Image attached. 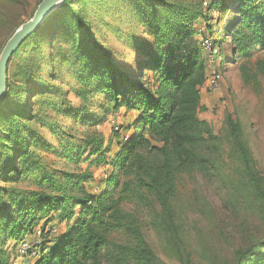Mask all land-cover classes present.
Segmentation results:
<instances>
[{
	"label": "trees",
	"instance_id": "16d2710c",
	"mask_svg": "<svg viewBox=\"0 0 264 264\" xmlns=\"http://www.w3.org/2000/svg\"><path fill=\"white\" fill-rule=\"evenodd\" d=\"M78 1L65 0L23 42L8 65L7 89L0 103V181L6 185H0V264H15L5 249L9 241L19 247L37 230L42 232L41 243L30 264H158L142 222L130 207L158 209L160 219L154 225L161 222L160 227L173 232L182 243L174 209L178 185L185 176L212 172L213 153H218L210 123L198 116L203 110L201 90L208 79L209 54L204 43L212 40L219 49L220 69L236 63L245 86L260 91L264 59L254 64L252 58L264 52V0H204L194 9L166 0H127L152 39L128 42L130 51L139 52L130 72L112 65V50L95 37L82 10L73 7ZM215 15L218 18L213 24ZM62 17L71 22L62 24ZM53 18L58 19L53 31L64 25L70 30L64 34L65 43L79 60L77 79L83 87L77 95L84 105L78 109L65 99L59 105L61 94L53 92L54 86L35 83L36 64L17 62L11 73L22 53L28 54L33 42L40 44L47 22ZM50 41L51 45L57 43L56 33L50 35ZM228 47L229 55L222 56ZM48 65L54 66V60ZM97 98H106L113 114L121 109L134 113L133 122L119 127L116 143L94 130L80 144H61L64 152L60 153L75 164L95 157L94 164L108 169L104 180L97 184L90 171L63 172L59 177L44 170L42 185L49 192L11 188L35 179L36 169L42 167L36 155L39 147L53 150L38 132V123L47 124L43 127L51 135H64L66 118L85 124L88 130L96 129L105 123L106 114L90 120L87 103ZM50 109H55L56 119L46 118ZM226 122L237 159L264 200V178L241 124L231 116ZM127 135L129 139L124 141ZM205 147L210 149L209 155ZM51 214H58L57 221L66 225L61 236L52 233L51 225L47 227L54 220ZM45 219L47 225L39 228ZM261 255L259 261L264 260V253Z\"/></svg>",
	"mask_w": 264,
	"mask_h": 264
},
{
	"label": "rangeland",
	"instance_id": "374dc122",
	"mask_svg": "<svg viewBox=\"0 0 264 264\" xmlns=\"http://www.w3.org/2000/svg\"><path fill=\"white\" fill-rule=\"evenodd\" d=\"M43 1L0 0V56L10 38L23 23L32 19ZM82 1L83 3L80 4L79 2ZM166 1L194 9L201 6L204 0ZM129 2L127 0H79L73 3L74 8L82 10L83 20L88 22L99 42L105 44L104 48L112 50V65L128 72L133 69L134 61L139 58V52L130 51L128 42H131L133 38L152 41L146 28L140 25V20H136ZM217 18L218 16L215 15L211 23L214 24ZM67 22H71V19L62 17L61 23ZM225 22L226 17L223 20V23ZM57 25L58 19L55 18L47 22V33L40 44L35 46L33 42L34 45L29 48L30 52L22 53L20 59L14 62L11 73L15 71L17 62L36 64L35 83H41L42 86H54L53 92L59 90L61 94L59 98L62 100L58 102L59 105L65 99L69 101L72 108L78 109L84 105L77 95V90L83 87L81 81L77 79L76 63L79 60L74 55V49L65 43L64 34L70 30L66 31V25H64L62 30L53 31ZM200 28L199 32L202 34L203 25ZM214 28L217 29L216 24ZM52 33H56L58 39L53 45L50 41ZM217 34L218 29L216 36ZM222 52V56L229 55L230 47L224 48ZM64 55L67 57L65 58ZM51 59L55 62L54 66L48 65ZM263 59L264 52L255 53L252 63L255 64ZM209 63L212 68L217 62ZM218 73L221 74L222 80L219 89L214 90L210 82ZM260 83V91L245 86L236 63L225 70L211 69L208 73L207 82L201 90L203 110L198 113V116L210 123L217 137L218 153H213L212 172L185 176L178 185L174 209L182 243L173 232L160 227L161 222L154 225V222L160 219L158 209L143 211L134 206L130 207L142 222L143 232L158 264H264V260L259 261L262 258L261 254L264 253V200L257 192L254 183L245 175L237 159L234 139L226 122L227 117L231 116L234 121L241 124L244 140L248 143L258 163L261 176L264 178V77L260 78ZM63 105L64 103L61 106ZM87 107L90 111V120L103 113L106 114L105 123L102 126L88 130L85 124L66 118L64 135H51L48 129L43 127L47 124L38 123V132L47 144L53 146V150L46 146L39 147L36 155L40 157L42 167L36 169L35 179L30 178L24 183L11 185V188L49 192L48 187L42 185L45 180L44 170L57 174L59 177L63 172L90 171L95 176L97 184L104 180L108 169L94 164L95 157L90 162L83 158L81 163L75 164V161L67 160L60 153L64 152L61 144H80L84 136L94 130L100 132L105 140L114 138L116 143L119 140V137H115L116 129L126 128L133 122L135 114L126 113L125 109L113 114L110 109L112 106L106 98H97L87 103ZM46 118L56 119L55 109H50ZM68 134L72 137L68 138ZM114 149L115 146H113ZM209 151L208 147L204 148L206 155L210 154ZM97 184L94 183L93 186ZM0 185L6 186L1 181ZM58 217V214H51L54 220L47 225L45 223L48 220L45 219L38 227L51 225L53 234L61 236L66 230V225L60 224L57 221ZM38 231L19 247L11 241L5 245L12 259H15V264H30L34 261L35 249L41 243L42 237V234L38 235ZM24 243L32 251L31 256L27 258L20 256V247Z\"/></svg>",
	"mask_w": 264,
	"mask_h": 264
},
{
	"label": "water",
	"instance_id": "95a60500",
	"mask_svg": "<svg viewBox=\"0 0 264 264\" xmlns=\"http://www.w3.org/2000/svg\"><path fill=\"white\" fill-rule=\"evenodd\" d=\"M64 1L65 0H44L32 19L21 25L5 45L0 56V103L7 89L8 65L12 56L23 42L34 34Z\"/></svg>",
	"mask_w": 264,
	"mask_h": 264
},
{
	"label": "built area",
	"instance_id": "2783aa9c",
	"mask_svg": "<svg viewBox=\"0 0 264 264\" xmlns=\"http://www.w3.org/2000/svg\"><path fill=\"white\" fill-rule=\"evenodd\" d=\"M204 48L205 50L208 52L209 54V58H210V61L213 63V62H217L218 63V60H219V49L213 44V42L211 40H206L205 43H204ZM225 63H223V66H224ZM221 80H222V77H221V74H216L215 77L212 79V81L210 82V85L212 86V88L214 90H218L219 87H220V84H221ZM119 128L116 129V131H118ZM129 139V135L125 136L124 138V141H128ZM53 233V231H52ZM42 232L39 230L38 231V235H41ZM31 249L28 245H26L25 243L22 244V246L20 247V255L21 256H29L31 255ZM34 256H37V252L35 251L34 253Z\"/></svg>",
	"mask_w": 264,
	"mask_h": 264
},
{
	"label": "crops",
	"instance_id": "0c3cea01",
	"mask_svg": "<svg viewBox=\"0 0 264 264\" xmlns=\"http://www.w3.org/2000/svg\"><path fill=\"white\" fill-rule=\"evenodd\" d=\"M210 61L208 60V73L209 72H211V69H214V70H216V69H218V68H220L219 67V64H213V66H212V68H210V63H209ZM204 88V87H203Z\"/></svg>",
	"mask_w": 264,
	"mask_h": 264
},
{
	"label": "bare ground",
	"instance_id": "6f19581e",
	"mask_svg": "<svg viewBox=\"0 0 264 264\" xmlns=\"http://www.w3.org/2000/svg\"><path fill=\"white\" fill-rule=\"evenodd\" d=\"M221 55V54H220Z\"/></svg>",
	"mask_w": 264,
	"mask_h": 264
}]
</instances>
